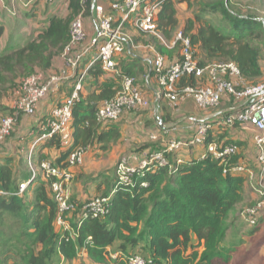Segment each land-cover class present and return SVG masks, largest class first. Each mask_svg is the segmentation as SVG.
Here are the masks:
<instances>
[{
	"label": "trees",
	"instance_id": "obj_1",
	"mask_svg": "<svg viewBox=\"0 0 264 264\" xmlns=\"http://www.w3.org/2000/svg\"><path fill=\"white\" fill-rule=\"evenodd\" d=\"M68 1L67 15L50 16L37 36L0 55V86L36 72L50 74L54 70L56 60L70 43L74 19L90 16L94 2L99 4L98 0ZM256 2L164 0L157 16V35L168 43L175 42L178 48L176 35L180 30L183 37L190 39L201 67L234 63L249 85H258L264 79V18L255 13ZM183 3L194 11L180 29L178 5ZM216 16L225 23L226 31L215 26ZM4 33L0 26V40ZM164 49L159 46L158 52H166ZM123 71L136 83L144 72L132 68ZM87 75L96 83L89 93L82 91L74 104L73 145L63 151L58 136L41 144L40 154L35 157L39 175L22 194L19 188L29 173L16 169L15 158L8 155L0 167V264H73L82 252L97 264H129L133 255L146 259L148 264H251L252 249H241L243 237L261 232L264 217L256 226L243 218L245 210L254 205L248 201L249 193L258 184L253 187L244 175L231 172L233 166L242 163L239 153L226 162L206 157L182 165L173 163L174 155H168L169 165L138 175L133 186L121 185L116 175L113 179L101 175L98 188L102 194L96 197L110 199L109 212L102 218H82L93 198L86 202L71 198L73 209L62 215L69 229L58 228L59 204L51 191V180L39 168L43 161H49L50 155L43 152L60 151L53 164L65 170L73 151L108 152L122 135L119 126L98 120L101 106L120 92L121 87L116 85L119 79L107 76L101 80L107 74L100 64L93 65ZM196 83L195 77H184L178 88ZM6 92L0 88V99L7 98ZM225 100L236 104L232 97ZM237 127L240 126L234 128ZM227 130H211L207 143L222 144L215 131ZM243 224L250 227L249 233L242 231Z\"/></svg>",
	"mask_w": 264,
	"mask_h": 264
},
{
	"label": "built area",
	"instance_id": "obj_2",
	"mask_svg": "<svg viewBox=\"0 0 264 264\" xmlns=\"http://www.w3.org/2000/svg\"><path fill=\"white\" fill-rule=\"evenodd\" d=\"M44 1L54 3L57 0ZM104 1L110 3L112 13H107L103 5H96L94 2L93 13L97 27L93 38L89 39L82 16H78L72 22L71 40L60 58L72 71L77 70L84 59L93 53L91 63L78 77L71 95L55 107L51 114L39 121L40 135L34 141L27 156L31 176L27 182L20 185L19 194L24 193L39 175L35 156L41 143L58 136L64 150L73 145V107L83 91L87 71L93 65L100 64L103 72L118 78L121 83L118 95L101 106L98 113L100 122L110 125L119 121L127 112L147 110L152 107V103L146 98L136 80L124 73L119 59L126 53L130 42L123 31L125 24L133 21L138 30L157 35V16L164 0ZM176 42H180V59L175 62H170L155 47L151 49L154 53L152 72L156 77L161 97L169 100L174 108H178L187 100H193L199 109L213 110L220 107L226 97H232L237 106L223 113V117H218L216 121L199 122L196 133L188 141L172 138L163 149L146 150L140 157L134 158L135 165H130L128 159L123 158L117 169L118 181L121 185L133 186L138 175L143 176L144 173L169 165L168 155H176L185 148L203 146L206 153L201 160L211 157L226 162V159L238 155V147L216 142L207 143L210 131L217 127L234 129L236 125L253 127L258 131L253 137V143L256 147L260 175H255L254 171L244 163L233 166L231 172L244 175L249 181L258 183V201L243 215L249 224L254 226L264 212V184L263 179L259 178L264 175V81L258 85H249L234 63H214L201 67L190 39L183 37L179 32L176 35ZM173 45L176 43L174 42ZM184 77H195L197 83L181 90L178 85ZM66 79V72L61 74L36 72L24 78L13 92V109L25 116H34L39 104ZM15 124V116H7L0 121V145L11 136ZM152 140L158 141V138L153 136ZM85 155L84 149L73 151L68 156L69 166L65 170L50 161H43L39 167L43 176L51 180V191L60 208L57 226L61 229H69V226L63 222L62 215L73 209L68 193V185L74 178L70 168L83 165ZM176 162L178 165L185 163L180 157ZM143 185L146 186L145 183ZM109 200L105 197L93 198L86 205L82 218L104 217L111 208ZM129 264H148V262L140 256L133 255L129 258Z\"/></svg>",
	"mask_w": 264,
	"mask_h": 264
},
{
	"label": "crops",
	"instance_id": "obj_3",
	"mask_svg": "<svg viewBox=\"0 0 264 264\" xmlns=\"http://www.w3.org/2000/svg\"><path fill=\"white\" fill-rule=\"evenodd\" d=\"M98 3L104 6L107 13H112L109 2L98 0ZM182 10H185L186 12L188 11L189 14H187L186 18L183 17ZM193 11L194 10L190 9L187 3L178 5L180 29L184 26L185 22L193 16ZM68 13V0H57L54 3H47L44 0H0V26L5 29L4 37L0 40V55L8 50V48L12 49L21 46L18 45L16 39H22L23 44H25V42L29 38L37 36L38 32L44 28L45 22L50 16H65ZM115 16L117 17V15ZM215 19L219 20V17L216 16ZM83 20L85 29L88 33V37L89 39H91L93 38L97 27L96 17L93 11L90 16L84 17ZM125 28H127V31L130 33V35L125 33V36L128 38V40H130V42L126 53L119 59V64L123 70L126 68H132L137 71H140L141 69L144 70V72L137 79V83H139V86L144 91L146 98L150 101V103H152V107L147 109L143 114H140L142 113L140 111L127 112L122 117V127L119 128L121 130V134L122 130L128 132V136L126 138L129 137L130 133L135 136V140H139L142 135L146 136L147 134L148 139L150 138V140H152L153 136L158 138V141L152 140L151 145H147L146 143H144V145L141 146V148H143L141 152L136 154L139 156H136L134 158L140 157L146 150L163 149L167 142L172 138H177L182 141L190 140L196 133V127L199 122L204 120L216 121L218 117L221 118L223 116V113H226L237 106L236 104L231 105V103H229V106L227 108L213 112L210 110L199 109L193 100H187L185 103L180 104L178 108H174L169 100L161 97L156 77L153 72H151L150 74V70L152 69L151 63L154 59V53L151 49L155 46H158V44H156L157 42L161 46L167 45L168 42L164 41L162 38H160V40L157 38L153 39V37H151L153 36V34H147L138 30L133 21H128L123 29ZM149 38H151V41L149 40ZM171 46L173 47L174 45L172 44ZM165 50V56L169 59L170 62H175L180 59L179 50H172V48L169 47H165ZM92 56L93 53L88 55L84 59L80 67L75 71H72L70 68H68L60 57L56 60L54 70L51 71L50 74H61L62 72H66L67 79L62 85L56 87L46 100L42 101L39 104L37 114L41 116V119L38 120V123L43 118L51 114L55 107L62 104L65 98L71 95L78 77L83 74L84 70L88 69L91 63ZM146 71H148V75H145ZM107 76L111 77L109 74H107L103 78H101V80L107 79ZM100 82L102 81H99V83ZM94 83H96L95 79L92 78L91 75H86L83 94L89 93L90 88ZM116 85L118 89H120L121 83L119 81ZM30 127L34 128L33 135L31 136V139L26 143V149L22 150L26 163L28 152L30 151L34 141L39 135L38 125L36 127L35 125L31 124ZM257 133L258 131L255 128L249 126H240L234 129H228L226 133L215 131V135L219 136V139L223 143L239 145L238 147L239 155L242 160L241 162L251 168L253 167L254 169L258 166L256 157H253L254 160H251L248 156L252 154L253 147L256 150V147L253 143V137ZM129 138L131 139V137ZM146 140L147 138L144 139V141ZM24 141V139L20 140L17 146L20 147ZM41 144L43 145V143ZM41 144L36 150V156L40 154V147L42 146ZM62 150L64 151V149ZM90 151H92V149L86 151L84 164L86 163L88 165L89 161L93 158L92 152L90 156ZM130 151H123L121 149V154L127 152L130 153ZM43 153L52 156V159H49V161L52 163L54 162L55 158L60 155V151L56 150H52L51 152L44 151ZM205 153L206 149L203 146L185 148L181 152L172 156L174 157L172 158V160L173 163L178 157L184 159V162L200 160L202 156L205 155ZM118 154L119 153H114L113 150L109 156L112 158V160H114V156L117 157ZM130 155H132V153ZM15 156L16 155H12V157L15 158L14 167L16 166ZM5 158L6 157H4L3 159L6 161ZM4 164L5 163H2L0 159V167ZM84 164L81 166H84ZM70 169L73 171V169L75 168L72 167ZM74 171L73 176L75 179L73 178L70 185H68V193L72 199L85 201L89 197V195L93 196H90L91 198H94L102 194V192L98 188L102 183V179H100L101 176L90 177L91 173L85 170L81 175L77 176L75 175ZM30 175L31 173L29 172V178ZM75 176H77V178ZM29 178L26 181H28ZM113 178H115V170L114 175H112V179ZM70 187L72 188L71 190ZM104 189L105 186L102 187V190ZM249 194L250 199L248 201H252V203L254 204L257 200V194L254 191L250 192ZM79 256L80 258H83L84 264H97L89 259V257L86 256L83 252L80 253ZM80 258L78 259L81 260L82 258ZM73 264L82 263H78V261L75 260Z\"/></svg>",
	"mask_w": 264,
	"mask_h": 264
},
{
	"label": "rangeland",
	"instance_id": "obj_4",
	"mask_svg": "<svg viewBox=\"0 0 264 264\" xmlns=\"http://www.w3.org/2000/svg\"><path fill=\"white\" fill-rule=\"evenodd\" d=\"M215 0H192V2H213ZM255 13H257L258 15H260L261 17L264 18V0H257L256 5L253 6ZM195 10H197V8H194ZM182 14L183 17L186 18L188 11L186 12L185 10H182ZM216 20V19H215ZM215 26H217L220 30L226 31V25L223 22H219L218 20H216L214 22ZM180 32V30L178 31V33ZM128 34L130 35V33L127 31V28L124 29V34ZM153 37V39H159L161 38V36L158 35H153L151 36ZM149 40L151 41V38H149ZM16 42L18 43V45H22L23 44V40L22 39H16ZM174 43V42H173ZM173 43H168L167 45H163L161 46L158 42L156 44H158V46H155V49L158 51V47H169L172 48V50H179L180 51V47L176 48L177 46H171ZM16 44V43H15ZM14 44V45H15ZM165 50V49H164ZM165 52V51H164ZM162 52L164 55L165 53ZM261 63L264 67V49H263V58L261 60ZM210 64V63H209ZM28 77V76H27ZM26 78V77H24ZM17 79L15 80L11 85H7V86H0L1 89H6L8 90L7 95L9 93V95L7 96L6 99H0V121L7 116H15L16 117V124L14 126V129L12 131L11 136L6 140V142L2 143L0 145V159L2 161V163H5L4 161V157H6V155L8 156H12V155H16V163H15V168L16 169H21V170H25L29 173L30 168L28 167L25 159H24V153L22 150L26 149V143L31 139V136L33 135V130L34 128L30 127L31 124L35 125L37 127L38 125V120H40L41 116H39V114H36L34 116L31 117H26L24 114L21 113H17L16 110L13 109V103H14V97H13V92L14 90L17 88V86L19 85V83L24 79ZM264 81V79H263ZM262 81V82H263ZM229 101L225 100L220 107L210 110V111H218L224 108H227L229 106ZM4 109V110H3ZM38 111V110H37ZM142 112L140 114L145 113L146 110H138L136 112ZM122 119V118H121ZM119 120L116 122V126L122 127V120ZM30 123V124H29ZM115 125V124H114ZM128 132H125L124 130H122V135L121 138L119 140H117L116 142L113 143V146H111L110 151L108 152H102L99 151L97 152L95 149H92V151H90V156H91V152L93 154V158L89 161L88 165L85 163L84 166L81 167H74L75 169H73L75 175H81L83 173V171H87L90 172V177H99L101 175H105V177H112V175H114V170H115V175L117 176V169H118V165L120 163V161L123 158H127L128 162L130 163V165H135L136 161L134 160V157L139 156L136 155L137 153H140L141 150L143 148H141L142 145H144V143H146L147 145H151L152 140H150V138L148 139V134L146 136L142 135L141 138L138 139H134V135L133 134H129V137H131V139L128 137ZM146 141H144V139H146ZM25 140L23 142V144L19 147L17 146L18 142L20 140ZM177 139V138H175ZM147 147V146H146ZM121 149L123 151H130V153H124L121 154ZM114 150V153H119L116 156H114V160H112V158L109 156L110 153H112V151ZM249 151V150H248ZM254 151V153H253ZM253 151L252 154H250L248 157L251 160H254L253 157H256V150L253 147ZM95 153V154H94ZM132 153V155H130ZM6 154V155H4ZM255 155V156H254ZM96 156V158H95ZM49 159H52V156H49ZM258 167V166H257ZM257 170V169H256ZM71 173L73 174V171L70 169ZM257 174V172H255V175ZM74 175V174H73ZM77 176H75L77 178ZM261 179H263L264 182V175L260 176ZM75 179V178H74ZM73 186V185H72ZM72 188L70 187V190ZM91 195H89L90 197ZM89 197L85 200L88 201L90 200ZM93 197V196H91ZM59 228V227H58ZM242 231H246V233H249V231H251L250 227H248L246 224H243L241 227ZM247 235V234H246ZM244 238V244L241 246V249H252L251 252V264H259V263H264V224L261 228V232H259L258 234H254V235H250L248 237H243ZM262 243V244H261ZM261 244V246L259 248H256L255 245ZM239 257V255H237V258ZM81 259V258H80ZM87 260V259H85ZM78 263L81 262L82 264H84L83 259L81 260H77ZM111 261V260H109Z\"/></svg>",
	"mask_w": 264,
	"mask_h": 264
},
{
	"label": "clouds",
	"instance_id": "obj_5",
	"mask_svg": "<svg viewBox=\"0 0 264 264\" xmlns=\"http://www.w3.org/2000/svg\"><path fill=\"white\" fill-rule=\"evenodd\" d=\"M113 124H115V123H113ZM39 135H40V133H39ZM39 135H38V137H39ZM38 137H37V138H38ZM43 143H44V142H43ZM242 163H243V162H242ZM27 165H28V161H27ZM28 167H29V166H28ZM248 167H249V166H248ZM258 167H259V166H258ZM258 167H257V168H258ZM253 171H254V170H253ZM255 172H257V174H256L257 176L260 175V170H259V168H258V170L254 171V173H255ZM30 173H31V171H30ZM259 178H260V177H259ZM247 179H248V178H247ZM248 180H249V179H248ZM26 182H27V181H26ZM250 182H251V181H250ZM24 183H25V182H24ZM251 183H252L253 187H254L255 184H258L257 182H251ZM263 184H264V182H263ZM253 189H254V188H253ZM257 189H258V186L254 189V192L257 194V200H256V202L258 201V197H259L258 192H257ZM256 202L254 203L253 206H255ZM253 206H252V207H253ZM252 207H250V208H252ZM250 208H247V209H250ZM247 209H246V210H247ZM246 210H245V211H246ZM263 216H264V212L261 213L260 217H259L258 220H257V223L259 222V219H260L261 217H263ZM243 218H244V217H243ZM257 223H256V225H257ZM256 225H254V226H256Z\"/></svg>",
	"mask_w": 264,
	"mask_h": 264
},
{
	"label": "water",
	"instance_id": "obj_6",
	"mask_svg": "<svg viewBox=\"0 0 264 264\" xmlns=\"http://www.w3.org/2000/svg\"><path fill=\"white\" fill-rule=\"evenodd\" d=\"M151 68H152V63H151ZM151 72H152V69L150 70V74H151Z\"/></svg>",
	"mask_w": 264,
	"mask_h": 264
}]
</instances>
